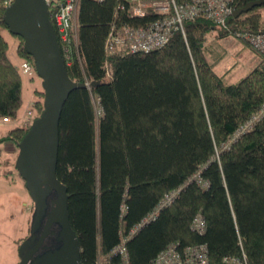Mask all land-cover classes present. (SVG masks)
Instances as JSON below:
<instances>
[{"label":"trees","instance_id":"1","mask_svg":"<svg viewBox=\"0 0 264 264\" xmlns=\"http://www.w3.org/2000/svg\"><path fill=\"white\" fill-rule=\"evenodd\" d=\"M5 1L0 118L11 123L25 107L26 82L40 77L22 38L4 23ZM138 1L79 0L60 43L69 77L89 84L73 90L62 110L56 168L69 193L83 264H102L103 257V264H153L170 248L180 264H264V53L237 37L264 31V4L232 16L231 31L199 17L150 53L108 52L117 27H146L157 19L152 11L132 17ZM250 1L257 0H233V6ZM217 29L215 38L237 37L260 58L235 82H226L208 59L214 52L206 42ZM6 34L20 40L19 65L9 56ZM26 61L27 73L20 68ZM40 83L29 106L39 113L0 143L18 147L40 117ZM194 220H204L202 229L192 228ZM120 246L124 255L115 252Z\"/></svg>","mask_w":264,"mask_h":264},{"label":"water","instance_id":"2","mask_svg":"<svg viewBox=\"0 0 264 264\" xmlns=\"http://www.w3.org/2000/svg\"><path fill=\"white\" fill-rule=\"evenodd\" d=\"M264 4V0L250 1L236 9L234 16L248 13ZM4 23L11 34L23 40L25 51L34 58L37 74L45 92L43 110L32 122L29 131L19 142L16 171L26 182V189L34 204L32 229L46 216L44 236L51 226L59 225L57 251L35 258L40 264H83L78 236L70 223L69 193L57 178L62 110L70 94L86 84L69 77L68 68L50 18L47 0H11L3 12ZM44 236L26 239L19 248V264H28L41 246Z\"/></svg>","mask_w":264,"mask_h":264},{"label":"built area","instance_id":"3","mask_svg":"<svg viewBox=\"0 0 264 264\" xmlns=\"http://www.w3.org/2000/svg\"><path fill=\"white\" fill-rule=\"evenodd\" d=\"M49 3L50 18L54 24L59 44L67 41V29L75 23L76 5L79 0H47ZM9 4L8 1H6ZM130 12L132 17H145L149 11L158 14L156 20L149 25L134 27L129 24L120 25L115 29L107 42L108 52L117 50L121 53H149L170 42L175 30L182 28L186 20L207 17L214 25L231 31L228 26L229 19L234 16L233 0H148L138 1ZM236 33V32H235ZM237 37L245 38L251 46L264 53V31L262 33H249L241 31ZM25 73L31 70L28 61L20 67ZM30 114V113H29ZM26 119L27 122L31 120ZM9 117L2 118V123L9 122ZM204 220L196 223V228L202 229ZM120 255L125 254L124 247L115 250ZM180 254L174 248L162 252L153 264H180ZM205 259H202V264ZM122 264H128L124 259Z\"/></svg>","mask_w":264,"mask_h":264},{"label":"rangeland","instance_id":"4","mask_svg":"<svg viewBox=\"0 0 264 264\" xmlns=\"http://www.w3.org/2000/svg\"><path fill=\"white\" fill-rule=\"evenodd\" d=\"M182 29V28H181ZM219 30L217 29L216 31H213L212 33L209 34L208 40L210 41L209 45L207 46L208 53L214 48V54H210V60L214 62L213 58L215 57L217 49L215 44L217 38H214V35L217 36V32ZM7 39L9 40L10 45L14 43V41L18 40L16 37H13L12 35L6 34ZM226 41V42H225ZM238 42L239 40L237 37L229 36L227 38H223V41L218 44L220 48H224L226 52H228V56L224 59V62L219 66L217 69L220 71L222 74L225 75L226 82H228V73H224L225 71H230V69L233 68L234 63H240L241 60L237 59L235 54H231V52L237 53L238 52V47L235 44H232L233 42ZM20 42V40H19ZM17 45L16 43H14ZM10 54L9 56H14L13 53L16 50H13V47L10 46ZM17 56V55H16ZM18 58V57H17ZM21 62L23 60H20ZM20 62V63H21ZM19 63V64H20ZM18 64V65H19ZM243 75H246L248 73L247 70L242 71ZM237 80V77L235 79H232V82ZM41 79L40 81H37L38 87L41 85ZM36 84L31 86V89L29 92H26L24 95L25 100H28V97L33 95V101L32 104H35L34 100L37 99L36 94H34L33 89L35 88ZM41 97L39 96V99ZM43 98H41L43 102ZM31 105V104H30ZM29 105V106H30ZM28 106L27 109L23 110L24 114L27 115V113H33L37 114L39 113L38 110L34 111V109L30 108ZM18 121H13L11 125H17V126H22L23 123H25V118L19 117ZM1 138V137H0ZM11 142V141H10ZM12 143V142H11ZM15 145V144H14ZM5 146V144L0 143V148ZM12 152L7 151L4 155V159H0V162H2V165L0 164V170H4L5 172L11 173L14 179L17 180V184H10V183H2L0 182V264H18L19 263V250L18 247L20 243L24 240V237L28 234V229L30 225V219L32 218L31 214H20L21 209H27L28 207L32 208L34 206L30 195L27 193L25 189V182L22 179V177L19 175L18 171H16L15 163H16V157L19 154V148L18 147H12L10 149ZM0 154H1V149H0ZM4 168H2V167ZM13 179V180H14ZM18 191V193H17ZM19 195L20 200L14 199V195ZM18 196V197H19ZM25 200L27 205L24 206V203L22 201ZM24 206V207H23ZM23 207V208H22ZM102 259V258H101ZM105 261V257L102 259V264Z\"/></svg>","mask_w":264,"mask_h":264},{"label":"crops","instance_id":"5","mask_svg":"<svg viewBox=\"0 0 264 264\" xmlns=\"http://www.w3.org/2000/svg\"><path fill=\"white\" fill-rule=\"evenodd\" d=\"M222 41H223V39L217 38L216 44H215V46H216L215 49H217V51H216L215 57L213 59L214 62H212V63H214V65H216V69L219 68V66L224 62V59L228 56V52H226L224 48H220L218 46V44L221 43ZM209 42H210L209 40L206 42L205 49H207V46L210 44ZM14 43L17 44V41L15 40ZM14 43L12 45H10V46H12L13 47V50L15 51V50H17V47L18 46L15 45ZM232 44H235V45H237L239 47H238V52L237 53L231 52V54H235V56H233V57H236L237 59H239L241 61H240V63H237V64L234 63L232 65L233 68L230 69V71L227 70V71L224 72V73H228V80H229V82H232V79H235L236 77H237V80L240 79V78H242V76H244L243 73H242V71L247 70L248 72H250L253 69V67L260 60V58L256 54V52L253 49H251V47H249L245 43H243L242 41H238V42L235 41ZM10 50H11V48H10ZM210 52H214V48H212V50ZM9 54H10V51H9ZM13 55L14 56H10V58H12L14 61L16 60L18 62V64H19L21 61L19 60V58H17L15 52L13 53ZM218 58H221V59H219V61H218L217 60ZM208 59H209V56H208ZM216 60L218 61L217 63H216ZM218 73L219 74H222L219 71H218ZM237 80H235V81H237ZM235 81H233V82H235ZM35 84H37V83L35 82ZM32 85L33 84H31L29 81L26 82V84L24 86V90H23L24 91V95H25L26 92H29V90L31 89V86ZM30 92H31V95L28 97V100L26 101L25 98H24L25 107L23 106L24 108L21 109V112H20V116L19 117H23L24 118L26 115H23L22 116V114H24L23 110L27 109L28 106L30 104H32L33 95H32V91H30ZM18 120H16V121H18ZM1 122L2 121H1V118H0V137L7 135V132L10 129H12L13 127L17 126V125H11L12 122L11 123H8V124H2ZM12 147H15V145L13 143H11L10 141H7V143L5 144V146H3L2 148H0L2 154L4 152V149H5L6 153H7L8 149H9L10 152H12L10 150ZM0 164L2 165V162ZM11 175H12L11 173L5 172L4 170H0V182H2V183H10L11 185L12 184L19 183ZM25 189H26V187H25ZM17 193H18V191H17ZM27 193H28V191H27ZM13 195H14V199H16V200H20L21 199L19 195H18L19 197L17 195H15V194H13ZM22 203H24V206L27 205V203L25 202V200H23ZM32 209H33V207L32 208L31 207L30 208L28 207L27 209H21L20 214H22V213L24 214V212H25V214H32Z\"/></svg>","mask_w":264,"mask_h":264},{"label":"flooded vegetation","instance_id":"6","mask_svg":"<svg viewBox=\"0 0 264 264\" xmlns=\"http://www.w3.org/2000/svg\"><path fill=\"white\" fill-rule=\"evenodd\" d=\"M33 212H34V208L32 209V214H31L32 218L30 220L28 234L24 237V240L20 243L18 250L21 244H23V242L26 239H29L32 235H35V237H37V240H40L42 236H44L47 227L46 224L48 217L46 216L45 218H43V220L38 225H36L34 229H32ZM59 229H60L59 225L57 224L56 225L54 224L53 226L50 227V229L44 236L45 238L43 240V243L41 244L40 247L37 248L38 250L35 252V255L30 259L28 264H40V262H35V258H38L42 255H46L48 252L57 251V249H59V247L61 246V242L59 241V237H60ZM19 262H20V258H19Z\"/></svg>","mask_w":264,"mask_h":264},{"label":"bare ground","instance_id":"7","mask_svg":"<svg viewBox=\"0 0 264 264\" xmlns=\"http://www.w3.org/2000/svg\"><path fill=\"white\" fill-rule=\"evenodd\" d=\"M235 11V10H234ZM234 13V12H233ZM152 51V50H151ZM146 53V52H145ZM150 53V52H149ZM87 85H89V84H87ZM86 85V86H87ZM146 222H145V224L148 222V218L145 220ZM192 228L194 229V230H197V228H196V223H195V220H194V223H193V225H192ZM198 231V230H197ZM200 232V231H199ZM202 233V232H201ZM120 247H123V246H120Z\"/></svg>","mask_w":264,"mask_h":264}]
</instances>
